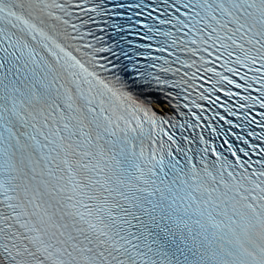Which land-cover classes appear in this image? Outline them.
I'll return each mask as SVG.
<instances>
[{
	"label": "snow or ice",
	"instance_id": "obj_1",
	"mask_svg": "<svg viewBox=\"0 0 264 264\" xmlns=\"http://www.w3.org/2000/svg\"><path fill=\"white\" fill-rule=\"evenodd\" d=\"M0 264H264V0H0Z\"/></svg>",
	"mask_w": 264,
	"mask_h": 264
}]
</instances>
